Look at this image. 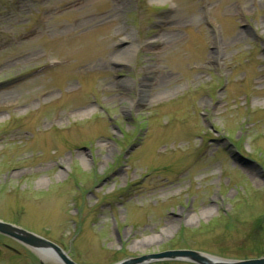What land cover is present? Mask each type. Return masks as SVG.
<instances>
[{
	"label": "rangeland",
	"instance_id": "374dc122",
	"mask_svg": "<svg viewBox=\"0 0 264 264\" xmlns=\"http://www.w3.org/2000/svg\"><path fill=\"white\" fill-rule=\"evenodd\" d=\"M0 221L76 264L264 259V0H0Z\"/></svg>",
	"mask_w": 264,
	"mask_h": 264
},
{
	"label": "water",
	"instance_id": "95a60500",
	"mask_svg": "<svg viewBox=\"0 0 264 264\" xmlns=\"http://www.w3.org/2000/svg\"><path fill=\"white\" fill-rule=\"evenodd\" d=\"M0 234L22 243L37 252L39 255L40 252H52V254L56 255L63 264H76L54 243L14 225L6 224L0 221ZM153 260L186 261L195 264H264V259L245 262H229L195 251H169L154 256L143 257L137 260L129 259L119 264H147Z\"/></svg>",
	"mask_w": 264,
	"mask_h": 264
},
{
	"label": "bare ground",
	"instance_id": "6f19581e",
	"mask_svg": "<svg viewBox=\"0 0 264 264\" xmlns=\"http://www.w3.org/2000/svg\"><path fill=\"white\" fill-rule=\"evenodd\" d=\"M161 2H166V1H170V0H160ZM118 62H125V60H123V59H119L118 60ZM40 255H41V257L44 259V260H46V259H52V261H54L55 263H59L60 264V261L58 260V258H57V256L56 255H54V254H52V252H44V253H41L40 252ZM59 261V262H58Z\"/></svg>",
	"mask_w": 264,
	"mask_h": 264
}]
</instances>
